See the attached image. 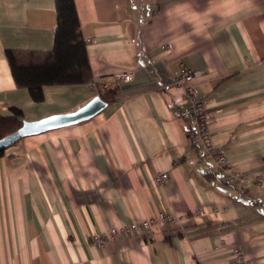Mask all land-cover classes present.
Wrapping results in <instances>:
<instances>
[{
	"label": "crops",
	"instance_id": "obj_1",
	"mask_svg": "<svg viewBox=\"0 0 264 264\" xmlns=\"http://www.w3.org/2000/svg\"><path fill=\"white\" fill-rule=\"evenodd\" d=\"M75 3L93 81L118 93L89 119L5 148L0 264H264V0ZM57 26L55 0H0V114L18 108L33 121L99 95L91 84L47 85L35 101L17 86L6 50L52 52ZM181 63L202 71L193 83L237 177L188 132ZM121 71L133 78L116 80ZM159 212L181 219L107 237Z\"/></svg>",
	"mask_w": 264,
	"mask_h": 264
},
{
	"label": "trees",
	"instance_id": "obj_2",
	"mask_svg": "<svg viewBox=\"0 0 264 264\" xmlns=\"http://www.w3.org/2000/svg\"><path fill=\"white\" fill-rule=\"evenodd\" d=\"M55 2L58 26L52 52L6 50L17 86L27 88L35 101H42L44 86L91 84L103 100L113 101L117 96L118 86L115 83L104 85L93 81L87 43L81 32L75 0ZM23 122V112L18 108H13L12 115L0 114V139L15 132ZM188 132L193 141H196L193 121L189 122ZM5 148H0V156L4 154Z\"/></svg>",
	"mask_w": 264,
	"mask_h": 264
},
{
	"label": "built area",
	"instance_id": "obj_3",
	"mask_svg": "<svg viewBox=\"0 0 264 264\" xmlns=\"http://www.w3.org/2000/svg\"><path fill=\"white\" fill-rule=\"evenodd\" d=\"M202 71H195L190 69L184 63L179 66V73L175 78V87L181 89L184 93L185 100L190 103L192 108L193 126L196 133L197 143L205 148L208 155L212 156L217 164L220 166L223 172H225L230 178L237 177L238 173H231L229 167L225 164V155L222 149L216 146L211 134V124L213 121V114L208 111L207 102L200 98L197 88L194 86V80ZM116 80L130 81L133 78L131 72L121 71L114 75ZM95 85V83H93ZM168 179L167 172H160L155 175V181L157 183H164ZM255 181L260 188L264 189V176L257 175ZM181 217L178 215L159 212L152 217L144 218L141 220H134L128 225H124L120 228L114 227L108 238H113L121 233L131 234L135 232H149L155 228L161 227L164 223H177ZM97 242L102 244L104 238L97 235ZM234 255L238 262L242 263V253L238 248H234Z\"/></svg>",
	"mask_w": 264,
	"mask_h": 264
},
{
	"label": "water",
	"instance_id": "obj_4",
	"mask_svg": "<svg viewBox=\"0 0 264 264\" xmlns=\"http://www.w3.org/2000/svg\"><path fill=\"white\" fill-rule=\"evenodd\" d=\"M106 106L107 101L96 95L74 111L51 114L33 121L24 120L23 124L15 132L0 139V148L8 147L28 135L38 134L89 119L102 111Z\"/></svg>",
	"mask_w": 264,
	"mask_h": 264
}]
</instances>
